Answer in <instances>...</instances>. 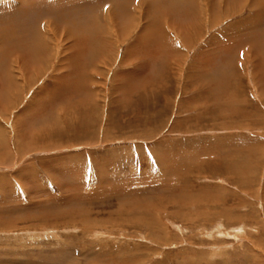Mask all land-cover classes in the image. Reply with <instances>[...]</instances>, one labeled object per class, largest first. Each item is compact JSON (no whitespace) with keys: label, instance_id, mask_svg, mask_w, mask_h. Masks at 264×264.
Returning <instances> with one entry per match:
<instances>
[{"label":"rangeland","instance_id":"obj_1","mask_svg":"<svg viewBox=\"0 0 264 264\" xmlns=\"http://www.w3.org/2000/svg\"><path fill=\"white\" fill-rule=\"evenodd\" d=\"M91 1L0 0V264H264V0Z\"/></svg>","mask_w":264,"mask_h":264},{"label":"bare ground","instance_id":"obj_2","mask_svg":"<svg viewBox=\"0 0 264 264\" xmlns=\"http://www.w3.org/2000/svg\"><path fill=\"white\" fill-rule=\"evenodd\" d=\"M85 1H88V0H84V2H85ZM91 2L94 3V4H96L93 0H92ZM82 6H84V5L82 4ZM95 22H96V21H95ZM44 25H45V24H44ZM99 25H100V24H99ZM118 25H119V24H118ZM148 27H149V26H148ZM42 28H44V27H42ZM47 29H48V28H47ZM146 29H147V28H146ZM146 29H145V30H146ZM39 30H40V29H39ZM42 31H43V30H42ZM44 31H45V30H44ZM118 31H119V30H118ZM120 31H121V30H120ZM40 32H41V30L39 31V33H40ZM47 32H48V31H47ZM94 32H95V31H94ZM122 32H123V31H122ZM144 32H145V31H144ZM149 32H150V31H149ZM41 33H42V32H41ZM41 33H40V34H41ZM45 33H46V32H45ZM147 33H148V32H147ZM147 33H146V34H147ZM43 34H44V33H43ZM43 34H41V36H42ZM46 34H47V33H46ZM164 34H165V32H164ZM44 35H45V34H44ZM159 35H160V34H159ZM162 35H163V34H162ZM39 36H40V35H39ZM39 36H38V37H39ZM141 36H142V35H141ZM96 37H97V36H96ZM145 37H147V36H145ZM163 37H165V35H163ZM43 38H44V37H43ZM150 38H151V37H150ZM161 38H162V37H161ZM183 38H184V37H183ZM39 39H41V38H39ZM39 39H38V38L35 39L36 42H37V40H39ZM140 39H141V38H140ZM162 39H163V38H162ZM165 39H166V38H165ZM44 40H45V39H43V41H44ZM63 40H64V39H63ZM168 40H169V41L164 40L162 43H161V41H160V43H161V44H160V48H161L162 50H166V48L162 45L163 43H164L166 46H168V45L171 46V45H172V48L174 47V43H173V42H170V41H171L170 39H168ZM33 41H34V40H33ZM141 41H142V40H141ZM39 42H41L40 44H38L39 46H40L41 44H43V43H42V40H40ZM47 42H48V41L46 40L45 43H47ZM80 43H81V44H84V43H82V41H76V46H77V47H76V50L78 51V54H80L79 52H80V50H82V48H83V47H81V44H80ZM146 43H147V42H146ZM153 43H154V42H153ZM47 44H50V42L47 43ZM147 44H148V43H147ZM175 44H176V43H175ZM78 45H79V46H78ZM156 45H157V44H156ZM156 45H155V46H156ZM44 46H45V45H44ZM44 46H43V47H44ZM37 47H38V46H37ZM37 47H36V48H37ZM40 48H42V45L40 46ZM175 48H176V47H175ZM68 49H69V48H68ZM39 50H40V49H39ZM39 50H38V51H39ZM31 51H32V50H31ZM38 51L36 50V52H38ZM49 51H50V48H49ZM82 51H83V50H82ZM85 51H86V50H85ZM85 51H84V52H85ZM133 51H134V50H133ZM41 52H43V51H39L40 54H42ZM45 52H47V51L45 50ZM69 52H70V51H69ZM164 52L166 53V51H164ZM39 53H36V54H39ZM127 53H128V52H127ZM130 53H131V52H130ZM73 55L75 56V54H73ZM41 56H42V55H41ZM69 57H70V56H69ZM79 57H80V56H79ZM130 58H131V57H130ZM130 58H129V59H130ZM126 61H127V60H126ZM130 61H131V60H130ZM20 62H21V61H20ZM25 62H26V61H25ZM38 62H40V61H38ZM16 64H17V63H16ZM37 64H38V63H37ZM17 65H18V64H17ZM73 65H74V63H73ZM70 66H71V64H70ZM84 66H86V65H84ZM17 67H18V66H17ZM86 67H87V66H86ZM86 67H82V68H86ZM89 67H90V66H89ZM89 67H88V68H89ZM68 68H69V67H68ZM134 70H135V69H134ZM88 71H89V70H88ZM87 73H88V72H87ZM132 74H133V73H132ZM2 76H3V75H2ZM131 76H132V75H131ZM123 78H125V77H123ZM61 89H62V88H61ZM58 90H59V89H58ZM138 94H139V93H138ZM127 117H128V116H127ZM18 133H19V132H18ZM32 135L34 136L35 134H32ZM30 137H31V136H30ZM171 182H172V181H171ZM180 198H182V197H180Z\"/></svg>","mask_w":264,"mask_h":264},{"label":"snow or ice","instance_id":"obj_3","mask_svg":"<svg viewBox=\"0 0 264 264\" xmlns=\"http://www.w3.org/2000/svg\"><path fill=\"white\" fill-rule=\"evenodd\" d=\"M242 55V54H241Z\"/></svg>","mask_w":264,"mask_h":264}]
</instances>
